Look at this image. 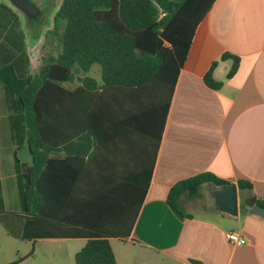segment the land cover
<instances>
[{
	"label": "trees",
	"instance_id": "1",
	"mask_svg": "<svg viewBox=\"0 0 264 264\" xmlns=\"http://www.w3.org/2000/svg\"><path fill=\"white\" fill-rule=\"evenodd\" d=\"M214 2L63 0L47 35L49 40L60 38L61 50L44 59L35 74L30 72L20 19L13 8L0 4V83L16 146L21 204L19 213L5 209L0 182V221L9 234L13 235L10 223L20 216L23 241L84 238L87 242L76 253L75 264H118L109 234L86 220L82 193L77 191L79 170L87 164L93 140L100 143L101 135L155 136L157 140L159 118L163 130L195 31ZM40 35L41 30L36 31V37ZM226 60H232L227 74L231 78L240 58L224 53L220 61ZM218 63H212L204 76L213 90L223 85L214 78ZM94 64L101 68V84L88 75ZM75 82V88L65 85ZM24 146L32 156L31 164L18 158ZM141 176L148 182L151 172ZM230 183L202 173L176 183L167 203L180 216L191 218L183 198H200L204 184ZM237 186L242 192L253 188L244 179ZM256 203L264 209V199ZM32 256L33 250L9 264ZM190 264L201 263L191 260Z\"/></svg>",
	"mask_w": 264,
	"mask_h": 264
},
{
	"label": "crops",
	"instance_id": "2",
	"mask_svg": "<svg viewBox=\"0 0 264 264\" xmlns=\"http://www.w3.org/2000/svg\"><path fill=\"white\" fill-rule=\"evenodd\" d=\"M224 53L240 58L231 78L227 74L232 60L220 61ZM215 61L219 63L214 78L223 83L219 90L204 82ZM9 114L0 83L1 193L5 209L19 213ZM100 137V143L93 140L87 164L79 170L77 191L82 193L86 220L109 234L118 264H134L137 259L141 264H190L191 260L264 264V218L244 203L252 197L264 199V0H215L195 31L163 130L159 118L157 140L155 136ZM18 158L32 163L27 146ZM146 171L151 172L148 182L141 176ZM202 173L236 184L240 179L252 183L250 192L238 188V217L217 211L212 199L197 206L194 202L199 198H183L191 218L168 205L167 196L176 183ZM22 225V217H15L11 235L0 221V264L19 258L10 259L8 250L5 257L1 252L3 246L21 240ZM228 232L240 234L246 244H231ZM43 240L76 242L74 257L87 242L84 238Z\"/></svg>",
	"mask_w": 264,
	"mask_h": 264
},
{
	"label": "rangeland",
	"instance_id": "3",
	"mask_svg": "<svg viewBox=\"0 0 264 264\" xmlns=\"http://www.w3.org/2000/svg\"><path fill=\"white\" fill-rule=\"evenodd\" d=\"M35 1L39 5L46 2V0ZM62 1L63 0H47L50 5L47 14V20L50 24L41 29V35L38 38L36 37V31L34 32L27 29L24 15L19 10L15 9L9 0L0 1V3H6L10 5L20 19L21 28L24 31L26 37V53L29 57L30 72L33 74L38 71L44 59L48 58L50 55H57L61 50L60 38L56 37L53 40H49L47 35L52 28V20ZM88 75L97 79L99 82L102 81L101 68L98 64H94L91 67ZM77 84L78 83L75 82L73 85L69 83L65 85L76 86ZM212 188L213 187L211 185L204 184L201 188L202 196L199 198V202L194 203L199 206L201 203V205H203L205 202L210 201V191ZM196 211L199 212L198 209H196L194 212ZM32 248L34 249L33 257L24 264H75L74 251L77 248V243L73 241L53 242L50 240H39L34 244L33 242L17 240L6 246H3V251L1 253L4 255L6 250H8V254L6 255L10 256V259L14 260L17 257L24 258L29 254ZM3 257H5V255ZM134 264H141V260L137 259Z\"/></svg>",
	"mask_w": 264,
	"mask_h": 264
},
{
	"label": "water",
	"instance_id": "4",
	"mask_svg": "<svg viewBox=\"0 0 264 264\" xmlns=\"http://www.w3.org/2000/svg\"><path fill=\"white\" fill-rule=\"evenodd\" d=\"M12 4L32 17L37 12L35 4L29 0H10ZM210 197L213 201L214 208L230 217H238L239 215V194L238 186L235 182L221 187H213L210 191ZM245 205L249 207L253 213L264 218V209L257 205L256 198L252 197L244 201Z\"/></svg>",
	"mask_w": 264,
	"mask_h": 264
},
{
	"label": "flooded vegetation",
	"instance_id": "5",
	"mask_svg": "<svg viewBox=\"0 0 264 264\" xmlns=\"http://www.w3.org/2000/svg\"><path fill=\"white\" fill-rule=\"evenodd\" d=\"M29 1L31 3H33V4H35V6L38 9L37 12L32 17H29L28 15H26L25 13H23L22 11H20L19 9H17L12 4L11 1H10V3L13 5V7L15 9L19 10L24 15V18L26 20L27 29L32 30V31L35 32V31L41 30L43 27L48 26L50 24L48 22V20H47V14H48V9H49L50 5H49V2H47V0H46V2L41 3V5H39L38 3H36L35 0H29ZM3 4H6V3H3ZM6 5H8V4H6ZM8 6H10V5H8Z\"/></svg>",
	"mask_w": 264,
	"mask_h": 264
},
{
	"label": "built area",
	"instance_id": "6",
	"mask_svg": "<svg viewBox=\"0 0 264 264\" xmlns=\"http://www.w3.org/2000/svg\"><path fill=\"white\" fill-rule=\"evenodd\" d=\"M226 238L231 244H234V245L242 246L246 244V240L242 238L240 234L236 232L226 233Z\"/></svg>",
	"mask_w": 264,
	"mask_h": 264
}]
</instances>
